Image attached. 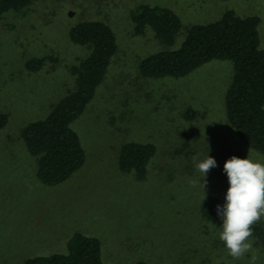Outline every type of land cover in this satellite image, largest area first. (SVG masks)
Segmentation results:
<instances>
[{
  "label": "rangeland",
  "instance_id": "rangeland-1",
  "mask_svg": "<svg viewBox=\"0 0 264 264\" xmlns=\"http://www.w3.org/2000/svg\"><path fill=\"white\" fill-rule=\"evenodd\" d=\"M168 8L186 28L227 10L260 18L264 0H31L23 14L0 20V264L65 253L79 233L101 244L102 264H264V249L250 237L231 245L239 226L264 235V158L248 149L228 125L224 99L232 63L212 60L182 78L146 79L137 63L162 46L151 29L136 34L131 12ZM102 21L118 51L84 113L72 123L85 152L68 180L46 186L21 138L73 89L70 67L88 50L70 42L80 21ZM31 59L42 66L29 72ZM149 143L155 154L145 179L118 168L124 143ZM219 199L215 222L200 206Z\"/></svg>",
  "mask_w": 264,
  "mask_h": 264
},
{
  "label": "trees",
  "instance_id": "trees-1",
  "mask_svg": "<svg viewBox=\"0 0 264 264\" xmlns=\"http://www.w3.org/2000/svg\"><path fill=\"white\" fill-rule=\"evenodd\" d=\"M30 3L31 0H0V20L9 13L23 14ZM130 19L136 34L149 28L162 46L137 63V72L143 78H182L212 60L232 63L224 99L227 123L241 143L264 158V49L260 47V18L227 10L213 22L186 28L177 47L174 45L182 24L172 10L143 5L131 12ZM68 38L88 50L78 65L70 67L73 89L52 106L44 119L28 123L21 132L28 153L36 159V175L46 186L63 183L84 165L85 152L72 123L94 98L118 51L114 32L102 21H80L70 27ZM42 62L31 59L25 68L34 72ZM6 117L0 115V128L7 123ZM154 154L152 144L124 143L119 149L118 168L123 174L143 180ZM224 212L223 203L214 197L200 206L201 216L208 222L218 221ZM250 237L257 238L264 249V235L256 225L235 228L227 241L234 245ZM22 264H102L101 244L94 237L75 233L68 240L65 253L34 256Z\"/></svg>",
  "mask_w": 264,
  "mask_h": 264
}]
</instances>
